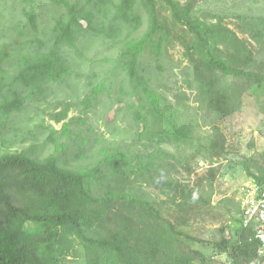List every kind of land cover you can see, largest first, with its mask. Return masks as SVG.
<instances>
[{"label": "trees", "instance_id": "trees-1", "mask_svg": "<svg viewBox=\"0 0 264 264\" xmlns=\"http://www.w3.org/2000/svg\"><path fill=\"white\" fill-rule=\"evenodd\" d=\"M140 1L148 14V26L139 37L124 41L111 59L136 99V103L132 100L125 105L128 112L141 120L146 130L151 120H158L176 140L198 143L212 157H225L226 139L217 123L234 112L235 98L243 91L234 79H241V85L247 87L261 86L264 61L257 64L248 39L229 28L224 16L212 14V21L196 24L176 1L163 0L174 20L195 34L204 51L185 79L196 106L188 103L189 95L183 90L174 92L172 100L141 72L143 54L149 50L158 62L173 43L172 32L159 22L155 0ZM135 4L134 0H120L115 17L133 21ZM26 16L32 26L36 25L33 5ZM237 19L240 32L264 47V16L238 14ZM75 33L70 21L57 30L54 52L62 45H73ZM38 60L29 77L23 76V80H31L32 88H27L30 83L26 82L25 89L15 92L6 105L9 111H20L24 101L42 95V82L60 81L65 75L64 66L53 67L60 61L57 58L54 64L46 57ZM105 84L100 81L89 86L81 100L82 113L105 103L106 96L111 99L112 86L107 91ZM69 110L65 104L60 110L47 112L50 120L61 123L59 130L51 126L48 134L56 153L42 160L21 152L0 154V264H54L50 243L60 240L65 231L112 252L122 264H213L202 252L183 245L173 224L168 221L166 226L161 208L169 204L186 211L208 206L215 193L217 168L209 167L205 180L202 177L190 184L173 176L179 163L174 154L161 147L140 149L118 143L101 146L99 157L90 164L63 169L58 165L57 153L63 148L58 139L70 138L73 124L85 121L69 117ZM202 126L211 131L205 144L195 142V129ZM239 164L264 186V151L244 157ZM187 170L193 172L190 166ZM235 222L234 237L219 244L229 252V264H264L253 226H242L240 219ZM27 224L40 229L32 231Z\"/></svg>", "mask_w": 264, "mask_h": 264}, {"label": "rangeland", "instance_id": "rangeland-1", "mask_svg": "<svg viewBox=\"0 0 264 264\" xmlns=\"http://www.w3.org/2000/svg\"><path fill=\"white\" fill-rule=\"evenodd\" d=\"M120 0H0V154L21 152L42 160L56 153L48 139L51 126L57 130L61 123L50 120L47 112L63 105L70 106L69 117L85 119L73 124L70 138L60 137L63 148L57 153L58 165L74 170L95 161L98 149L104 145L130 144L140 149L161 147L178 158L173 176L194 184L206 177L209 167H216L215 193L205 207L178 211L166 204L161 208L163 220L173 224L176 236L183 245L205 254L213 264H229V252L220 246L223 239L234 237L239 219L238 188L250 177L239 164L244 157L264 151V84L261 86L235 84L243 89L235 98V110L218 121L226 139L225 157H212L202 145L176 140L158 120L149 122L146 130L141 120L134 119L126 104L135 102L132 88L122 82L121 70L111 59L116 57L122 43L139 37L148 26V14L140 0H134L133 21L114 15ZM191 21H212V14L224 16V23L239 37L247 38L257 58L264 61V47L259 46L238 28L237 15L264 16V0H174ZM159 22L172 32V45L165 48L159 61L147 50L141 58V72L152 86L173 100L179 90L189 95L188 103L196 106L194 95L185 79L190 69L204 55L201 41L187 26L172 17L163 0H155ZM34 6L36 25L27 20V11ZM72 22L74 44L62 45L54 52V34ZM57 28V29H56ZM212 42L213 39L210 38ZM56 53V54H55ZM49 58L53 64L65 67L62 80L42 82L44 93L24 101L20 111H9L6 105L14 93L25 89L23 76L29 77L38 59ZM59 66V67H58ZM140 72V73H141ZM25 77V78H26ZM104 81L111 99L86 112L81 111L84 93L93 83ZM22 94H26L22 91ZM108 98V99H107ZM136 103V102H135ZM209 126L197 127L195 135L205 144L210 138ZM193 172L188 173L187 167ZM155 193L152 188H147ZM164 197V196H161ZM162 220V221H163ZM32 231L40 227L26 225ZM54 264H122L115 255L89 244L70 231L50 243Z\"/></svg>", "mask_w": 264, "mask_h": 264}, {"label": "built area", "instance_id": "built-area-1", "mask_svg": "<svg viewBox=\"0 0 264 264\" xmlns=\"http://www.w3.org/2000/svg\"><path fill=\"white\" fill-rule=\"evenodd\" d=\"M240 223L252 225L259 242L258 254L264 258V186L249 178L238 188Z\"/></svg>", "mask_w": 264, "mask_h": 264}]
</instances>
